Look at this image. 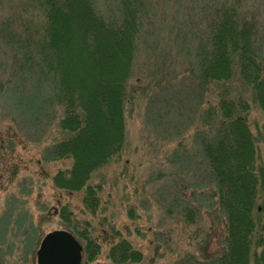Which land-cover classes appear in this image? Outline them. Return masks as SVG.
Wrapping results in <instances>:
<instances>
[{"label":"trees","instance_id":"16d2710c","mask_svg":"<svg viewBox=\"0 0 264 264\" xmlns=\"http://www.w3.org/2000/svg\"><path fill=\"white\" fill-rule=\"evenodd\" d=\"M14 1L0 0L4 8L0 41L9 49L5 51L9 61L0 70V100L11 95L15 108L23 101L24 87L30 86L34 98L30 107L35 111L31 121L37 122V114L44 112L49 122L55 117L56 128L64 133L49 147V158L72 161L55 174L54 183L83 191V206L94 213L101 185L90 184L91 176L125 143V107L136 92L129 81L148 14L147 0ZM242 7L239 0L214 5L212 14L203 18L204 26L194 33L196 45L185 48L186 73L194 88L204 93L209 86L217 87L216 102L208 101L203 129L195 131V138L203 184L212 189L206 201L224 216L225 227L218 250L209 253L204 248L200 255L187 254L173 264H264V237H254L257 142L245 116L251 103L258 105L264 128V33L252 15L240 13ZM16 8L14 15L11 11ZM230 83L244 85L250 98L231 94ZM154 108L153 102L149 112L156 114ZM190 120L188 126L194 123ZM176 201L186 220L194 222L198 208L189 199ZM61 217L68 219L65 209ZM87 228L72 230L84 242V264L100 251V245L85 234ZM107 255L116 264H146L144 254L124 237L111 245Z\"/></svg>","mask_w":264,"mask_h":264},{"label":"rangeland","instance_id":"374dc122","mask_svg":"<svg viewBox=\"0 0 264 264\" xmlns=\"http://www.w3.org/2000/svg\"><path fill=\"white\" fill-rule=\"evenodd\" d=\"M219 1L147 0L148 14L143 19L134 75L129 81L136 92L125 107V143L117 156L91 176L90 184L101 185L100 205L94 213L85 210L83 191L61 189L54 183L55 174L68 169L72 161L49 158V147L64 138V133L56 128L55 117L49 122L44 112H36L37 122L31 121L35 111L30 107L34 99L30 86L24 87L23 101L15 108L11 95L0 100V264H37V250L46 234L64 230L74 235L73 229L86 227L87 237L100 245L99 253L88 264H116L108 257V250L123 237L144 254L146 264H173L187 254L200 255L204 248L209 253L220 248L225 219L206 201L205 195L212 189L203 184L195 138V131L203 129L201 120L208 101L216 102L217 87L209 86L204 93L194 88L190 73H186L188 58L184 53L196 45L194 33L204 26V16L211 15ZM239 1L243 6L240 13L252 15L264 33V0ZM3 10L0 8V15ZM16 11L11 13L16 15ZM5 51L9 49L0 41L1 71L9 61ZM227 85L234 91L231 94L250 98L251 92L244 85ZM153 102L156 114L149 112ZM245 116L257 142L259 193L253 217L254 237L261 238L262 112L251 103ZM188 119L194 122L192 126H188ZM177 197L189 199L198 208L193 212L194 222L186 220ZM62 209L68 212V219L61 217ZM74 237L82 245L84 264V242Z\"/></svg>","mask_w":264,"mask_h":264},{"label":"water","instance_id":"95a60500","mask_svg":"<svg viewBox=\"0 0 264 264\" xmlns=\"http://www.w3.org/2000/svg\"><path fill=\"white\" fill-rule=\"evenodd\" d=\"M81 261L82 245L64 230L46 234L37 250V264H81Z\"/></svg>","mask_w":264,"mask_h":264}]
</instances>
